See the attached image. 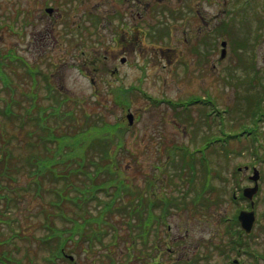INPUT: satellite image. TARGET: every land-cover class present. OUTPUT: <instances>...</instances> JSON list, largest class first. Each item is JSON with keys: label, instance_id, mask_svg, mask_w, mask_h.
<instances>
[{"label": "rangeland", "instance_id": "374dc122", "mask_svg": "<svg viewBox=\"0 0 264 264\" xmlns=\"http://www.w3.org/2000/svg\"><path fill=\"white\" fill-rule=\"evenodd\" d=\"M128 1L0 0V105H26L34 95L39 106H48L51 101L45 98L46 81L36 78L39 85H33L20 59H24L28 65L32 63L40 67L42 72L49 74L56 93L69 98L65 107L71 108L68 111H74L76 129H80V126L83 128L86 115L98 122H110L118 130V138L111 143L107 152L113 161L116 176L124 181L128 192L133 193L122 196L128 206L123 212L134 215L137 202L132 198L147 194L146 191L142 192L146 177L156 178L158 190L162 188L170 195L171 210L166 215L165 225L161 226L158 236L154 238L155 242L162 244L159 250L144 249L137 236L136 218L127 215L123 218L122 214L108 218L115 224L116 230L108 229L109 234L101 243L94 244L91 252L85 250V243L76 246L70 244L68 248H73L77 264H181L188 259H196L195 264H222L230 263L233 258L239 259L238 264H264V258H261L264 257V220L251 234L243 235L245 239L241 238L239 246L241 251L218 249V245L227 246L229 240V236H225L229 227L222 219L231 217L235 210L231 196L234 192L238 194V191L236 184L230 183L234 177L233 170L237 165L254 163L255 156L251 152L254 137L244 134L240 139L231 140L226 144V147L229 146L228 153L219 148V143L224 141L222 138L209 140L210 143L219 141L213 144L218 147L217 152L208 155L214 172L221 176L213 177L215 195L211 197H215L216 202H207L211 210L196 208L191 196L181 195L180 192L189 185L190 175L183 168L179 150L172 149L195 148L211 134L217 135L223 130L237 132L244 124L252 127V120L258 119L253 114L259 115L262 122L257 125L261 135L258 139L260 158L257 166L264 175V19L261 18L264 0H144L140 12L145 16L144 22L155 25L151 26L154 31L142 37L143 46L137 57L130 56L126 64L121 65L111 52V45H96L99 37L79 30L76 18L88 19L91 14L92 17H101L98 23L103 24L101 29L106 35L100 41L109 43V32L118 31L116 12H132V5L124 9ZM45 8L51 9L47 11ZM197 10L210 27V40L204 41L208 45L202 46L204 54L198 49L188 52L185 48L183 51L184 45L181 43L185 29L191 30L186 33L193 32L197 38L201 33L199 20V28L193 26L192 19L196 17ZM219 20L222 23L220 26L224 25L222 33L215 27ZM165 22L170 24L165 25ZM82 24L88 27L86 21ZM168 25L173 28L174 34L170 35ZM221 41H225L224 57L220 54ZM42 49L45 51L43 55L40 54ZM180 60L189 64L184 67L188 73L182 71ZM140 68L145 69L144 75ZM141 75L144 78L139 81ZM130 82H135L137 86L139 82L142 83L140 87L146 96H139L136 91L126 102V96L121 97L122 100L116 99L114 90ZM204 90L205 95L208 92L207 101H211L208 108L210 116L213 117L211 114H215V110L221 111V122L215 120L210 123L209 118H204L201 107L192 108L189 113L179 116L177 111H171L165 104L146 98L185 99L191 95H204ZM129 113L134 117L131 124L127 118ZM0 122L3 123L0 129L14 135L12 163L21 171L16 182H2L6 186L2 192L16 197L22 195L18 196L19 208L10 212L16 220L0 225L2 237L18 233L22 238L17 235L13 238L20 251L26 246L30 251L36 250L34 262L44 264L42 259L47 256V251L37 249L38 246L35 247L30 240L32 235L44 233L39 227L41 217H33V211L41 204L45 205L43 202L49 197L41 201L31 193H22L20 189L33 179L31 173L22 172L25 167L22 163L33 154L32 150L24 147V136L34 126L25 124L26 132H23L14 129L11 123L3 119ZM58 131L67 132L66 125H61ZM94 131V137L101 135ZM206 151L202 148L199 154ZM102 154L96 155V158L99 160ZM157 166L160 171L155 169ZM12 167L15 166L12 164ZM178 173L186 178L187 185L186 182L179 183ZM246 175L247 172L243 170L235 178L243 177L244 180ZM0 207H3V202H0ZM263 209L260 206V210ZM122 219L125 220L124 225ZM130 223L131 228L127 225ZM64 225L58 222L59 227ZM166 225L171 228L168 230ZM150 235L152 243L153 236ZM113 237L115 240L107 244ZM244 242H247V248ZM106 245L109 247L105 248ZM12 246L3 248L11 250ZM252 252L258 253L257 261ZM15 253L17 255L18 252ZM208 254L209 261H202ZM26 258L23 257L21 261H27ZM57 264L68 263L57 261Z\"/></svg>", "mask_w": 264, "mask_h": 264}, {"label": "trees", "instance_id": "16d2710c", "mask_svg": "<svg viewBox=\"0 0 264 264\" xmlns=\"http://www.w3.org/2000/svg\"><path fill=\"white\" fill-rule=\"evenodd\" d=\"M32 82L37 85L35 79ZM46 91L45 98L51 101L48 106H39L36 97L31 95V101L26 105H0V119L23 132H26L25 124L34 126L24 136V147L32 150L33 154L22 163L25 166L22 172L31 173L33 179L20 189L22 193H31L41 201L49 197L43 202L45 205L41 204L33 211V217L40 215L39 227L44 233L40 236L32 235L31 238L36 242L37 249L47 251L48 255L44 258L56 264L55 258L63 259L62 250L70 253L73 248L68 246H76L81 238L100 241L109 227L108 217L123 214V209H126L122 196L133 193H129L127 185L118 180L113 161L107 152L111 143L118 138V130L114 125L84 115L83 128L80 126V129H76L74 111H68L71 108L65 107L67 98L56 93L55 87L49 83ZM61 125H66L67 132L59 133ZM94 129L101 135L94 137ZM104 130L112 134H103ZM13 138V134L0 129V202H3V207H0V225L16 220L10 212L19 208L18 196H22L2 192L6 187L2 182L14 183L21 173L19 167L12 163ZM100 154L98 160L96 155ZM83 213L89 214L85 222L91 226L79 221ZM58 222H65V225L59 227ZM127 225L132 227L131 223ZM2 234L0 227V264H22L18 249L3 248L14 244L13 236L22 237L15 232L12 236L2 237ZM25 249L28 251L27 246ZM15 252H18V256Z\"/></svg>", "mask_w": 264, "mask_h": 264}, {"label": "flooded vegetation", "instance_id": "af4514ba", "mask_svg": "<svg viewBox=\"0 0 264 264\" xmlns=\"http://www.w3.org/2000/svg\"><path fill=\"white\" fill-rule=\"evenodd\" d=\"M143 3H144V0H130V1H128L127 5H124V9L130 8L132 5V12H131V10H129L130 13L126 12L125 10H123V12L122 11L116 12L117 23L115 25L118 26L117 27L118 31H116V29H115V30L109 32V34H108V38L110 40L109 43H103L100 41L102 36L106 35V34H103L104 30L101 29L103 27V24L100 25L101 23H98L101 20V17H97V16L92 17V14L90 15V18H88V19L78 17V18H76V22H77L76 27H78L79 30H81L82 32H87L88 34H90V36L93 35L95 37H99V40L98 39L96 40V45L101 44V46H105V47L111 45V52L114 54L117 63H119L121 65H125L130 56L137 57V54L140 52V48L143 46L142 37H144L145 34L151 35L152 32L154 31V29H152L151 26H155V25L152 23H146V21L144 22L145 16L141 15L140 10L142 11L141 6ZM136 16L138 17V19ZM112 20H113V18L109 19L108 22H110ZM130 20L132 22H130ZM185 20L188 21V18H186ZM192 20L194 21L193 26H196V28H199L198 24H197V21L199 20L198 23L200 24L199 29L201 30V33H199L198 38H197L193 32H192V34L186 33L187 31H191L189 29H185V31H182L183 39H181V43L184 45L183 51L185 48L188 49V52H195L198 49V50H201V53L204 54V51H202V46L208 45L204 41L206 39L210 40V37H209L210 35L208 32L210 30V27H208L207 21L204 19L203 16H201V12L199 10H197L196 17H194ZM83 21H86L88 23V27L83 26V24H82ZM220 23H221V20H219V23L215 27H218L219 33H222V31L224 29V25L220 26ZM167 24H170V23L165 22V25H167ZM168 27H169V25H168ZM188 27H189V24H188ZM172 29L173 28H171V27H169V29H168L170 35L174 34ZM191 29H193V28H191ZM203 31L205 32V34L203 33ZM43 39H44V37H42V40ZM45 44H46V42H45ZM38 45H42V43L41 44L38 43ZM166 50H172L173 51L172 48H167ZM178 52L182 53L180 51H178ZM44 53H45V51L42 49L40 54L43 55ZM140 55L138 57H140ZM140 69L142 71H144L142 73V75H144L145 69L144 68H140ZM142 75H141V78L139 79V81L142 78H144V76H142ZM90 79H92V78H90ZM141 84L142 83L139 82V86H137L138 84H136L135 82H130L127 86L118 87L117 90H114V94L116 95V99L120 98V100H122L121 97L128 95L129 90L137 88V87H138L137 89H139ZM203 99H206V98L203 96ZM181 110H182L181 108L177 109V113L180 114ZM254 166L255 165H251L249 167V171H248L249 173H248L247 177L250 176L251 173H253V167ZM143 181H144L145 187H144V191L142 190V192L143 193L147 192V194H149V195H147V194H145V196L143 194L141 196L139 195L140 200L143 202V204L141 206L142 217L140 219L139 240H140L142 247L144 249L150 250L152 248L153 250L157 251L161 248L162 244H160V242H155L154 238L158 236V231H159V229H161V226H162L161 210H162L163 206L169 205L170 195H168L166 192H164L162 190V188H161V191L158 190V180L156 178L146 177L143 179ZM253 184L254 183L252 182V184L250 183L247 186H253ZM245 186L246 185H244L241 190H243V188ZM180 193H181V195H185L184 192H180ZM214 195L215 194L210 193L209 189H205L204 184H202V193L199 195L198 201L216 202V198L211 197ZM166 196H168V197H166ZM149 197H153L152 202L154 205L147 203V201L151 200ZM234 204H236V207H237V210H236L237 215H238L239 211H241L242 209L248 210L251 208V201L249 203L248 200H245V202H243L241 199H235ZM260 206H262L264 208V175H262L261 172H260V177L258 179L257 191L253 196L252 208L254 209L255 221H254V224L252 223L253 225H251L252 230L250 232H245L241 229V227H240L241 225L239 224V222H238V224L235 222L237 224V226L234 229L238 235L234 236V237L237 240H241V238L245 239L243 235L251 234V232L255 229V227L260 225L261 220L262 221L264 220V209L261 211ZM198 207L199 206H196V208H198ZM200 207H202L203 209L211 210L210 204H202ZM159 209H160V212H158ZM169 210H171V207ZM234 215H236V214L233 213L232 217ZM237 215H236V217H237ZM232 217H230V218L225 217L222 219V222H225V221L234 222L235 219L232 220ZM225 226H226V223H225ZM170 228H171L170 225H167V229L169 230ZM150 234H152V236H153L152 243L150 242V237H151ZM225 236H226V234H225ZM243 244H244V247H246V248L248 247L247 242H244ZM167 248L169 249V247H167Z\"/></svg>", "mask_w": 264, "mask_h": 264}, {"label": "water", "instance_id": "95a60500", "mask_svg": "<svg viewBox=\"0 0 264 264\" xmlns=\"http://www.w3.org/2000/svg\"><path fill=\"white\" fill-rule=\"evenodd\" d=\"M251 197V195H249ZM242 227L248 232L250 230V226L253 220V214L250 212L249 214L241 212L239 215Z\"/></svg>", "mask_w": 264, "mask_h": 264}]
</instances>
